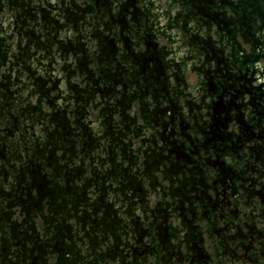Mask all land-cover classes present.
Masks as SVG:
<instances>
[{
	"label": "flooded vegetation",
	"instance_id": "1",
	"mask_svg": "<svg viewBox=\"0 0 264 264\" xmlns=\"http://www.w3.org/2000/svg\"><path fill=\"white\" fill-rule=\"evenodd\" d=\"M0 264H264V0H0Z\"/></svg>",
	"mask_w": 264,
	"mask_h": 264
}]
</instances>
